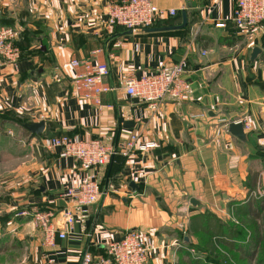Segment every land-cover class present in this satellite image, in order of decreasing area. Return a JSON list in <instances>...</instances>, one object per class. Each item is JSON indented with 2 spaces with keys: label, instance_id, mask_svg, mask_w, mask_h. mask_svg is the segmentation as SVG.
Returning <instances> with one entry per match:
<instances>
[{
  "label": "crops",
  "instance_id": "crops-1",
  "mask_svg": "<svg viewBox=\"0 0 264 264\" xmlns=\"http://www.w3.org/2000/svg\"><path fill=\"white\" fill-rule=\"evenodd\" d=\"M108 1L118 0H0V23L15 28L19 48L15 65L0 58L1 264H82L84 254L100 264L106 244L129 231L145 235L146 264H198L185 252L198 217L208 227L212 218L235 228L221 217L234 207L254 228L239 224L251 231L239 233L240 245L264 227V22L251 30L232 24L234 0H151L178 10L156 26L179 24L183 3L186 25L130 32L106 26ZM254 46L260 52L251 62ZM183 55L179 98L149 103L125 92L130 77ZM72 59L108 66L114 89L100 107L74 92L71 80L82 67ZM230 120L243 123L244 140L227 130ZM38 121L43 129L33 134L26 126ZM131 133L155 147L115 154L90 170L42 144L64 134L114 145ZM85 177L97 179L100 196L78 208L64 194ZM65 206L73 221L52 247L30 215L18 214L51 211L56 219Z\"/></svg>",
  "mask_w": 264,
  "mask_h": 264
},
{
  "label": "built area",
  "instance_id": "built-area-1",
  "mask_svg": "<svg viewBox=\"0 0 264 264\" xmlns=\"http://www.w3.org/2000/svg\"><path fill=\"white\" fill-rule=\"evenodd\" d=\"M185 9L183 3L180 9ZM105 24L109 29L115 27L136 32L152 27L161 19L177 14V9H164L154 5L151 0H121L107 2L104 7ZM231 22L240 28L251 30L260 27L264 22V0H234L230 18ZM216 27L224 23H216ZM16 30L13 26L0 23V58L15 65L19 58V48L15 44ZM203 51L202 54H205ZM72 67H82L72 77L74 92L81 99L91 101L100 107L103 95L114 88L105 78L109 68L105 63L92 62L90 59L70 61ZM186 70V57L183 55L178 61L165 63L152 73L139 77H130L124 90L128 95L137 96L149 103H156L164 99L179 98L185 88L183 75ZM43 147L49 150L58 148L62 157H72L83 170L96 169L106 165L115 154L127 156L134 151L146 153L155 147L153 140H139L131 133L121 142L107 145L99 138L79 139L69 135H50L42 138ZM65 197L75 207H85L97 202L100 189L97 179L85 177L76 185L69 187ZM73 209L62 207L55 219L53 212L35 210L19 211L20 215H30L33 223L42 233L43 244L52 247L56 239H63L67 226L73 221ZM143 233L129 231L121 239L106 244V256L99 259L100 264H146L148 252L151 249ZM91 257L84 254L82 264H90Z\"/></svg>",
  "mask_w": 264,
  "mask_h": 264
},
{
  "label": "rangeland",
  "instance_id": "rangeland-1",
  "mask_svg": "<svg viewBox=\"0 0 264 264\" xmlns=\"http://www.w3.org/2000/svg\"><path fill=\"white\" fill-rule=\"evenodd\" d=\"M120 1L121 0L108 1V2H120ZM104 15H105V12H104ZM105 21H106V16H105ZM154 26H156V25H154ZM221 217L225 220V222L229 221L227 225L235 227L236 231H238L239 224H241V223H244L247 226H250L251 227L250 229L254 230L253 226H251L252 224L244 221V219L239 217L238 212L234 207L231 208V213L229 214V216L223 215ZM208 218H209V216H208ZM199 220L205 221V222L204 223H201V222H194L193 223L192 233H193L194 243L192 244V248L190 247L185 252H187L191 255V259L194 258L196 260H199L203 264H207L206 258L208 255V251H205V250L210 249L209 254L215 255L216 252L221 253V254H223V256L227 257V259H228L227 261L229 262V264H235L232 257H237L239 255L234 251V245H237L239 243H244V241H246V239L240 240L238 235L235 236V235L231 234L230 232L227 233L224 230V227L226 224H224L223 226H216V222H215L216 220L215 219L209 218V220H210L209 224L211 227H208V228H205V224H206V216L205 215H203L201 218H199ZM217 228L219 230H217ZM239 230H240V233H242V234L245 233V235H247V237L249 236L248 232H251L250 230L242 229V228H239ZM256 231H260L258 234H260L259 236H262L263 232H264V227L262 226V227H260V229L258 228ZM207 241H209L208 243L211 245H210V247H208V249H206L207 245H205V247H204L205 249H203L202 245H204V243ZM260 245L261 246L256 251V255H255L256 260H258V258L264 253V242H262ZM1 263H3V259H0V264ZM241 263L242 264H256V263H254L253 260L251 262L242 261ZM209 264H216V262H210Z\"/></svg>",
  "mask_w": 264,
  "mask_h": 264
},
{
  "label": "trees",
  "instance_id": "trees-1",
  "mask_svg": "<svg viewBox=\"0 0 264 264\" xmlns=\"http://www.w3.org/2000/svg\"><path fill=\"white\" fill-rule=\"evenodd\" d=\"M167 19H169V18H167ZM161 21L165 22L167 20L166 19H161V20L157 21L155 23V25L159 24ZM199 218H201V217H198L196 222H201V223L205 222V221L199 220ZM205 228H208L207 224H205ZM224 230L227 233L230 232L231 234H233L235 236L239 235V233H240V231H236L235 228H230V227H227ZM208 242L209 241L205 242L204 245H202L203 249H205L204 248L205 245H207L206 249H208V247H210L211 244H209ZM262 242H264V232H263V235L261 237H259L257 235H254V236L252 235L250 237V240H248V243H246V244L234 245V251L239 255L237 257H232L234 262H235V264H242L241 263L242 261L251 262L253 260L254 254L256 253L257 249L261 246L260 244ZM209 250L210 249L205 250V251H208V255H207V258H206L207 264H209L210 262H216V264H229V262L227 261L228 260L227 257L223 256V254L216 252L215 255H211V254H209ZM195 261L198 264H203L199 260H195ZM189 262L191 263V261H189ZM256 264H264V253L258 258V260H256Z\"/></svg>",
  "mask_w": 264,
  "mask_h": 264
},
{
  "label": "water",
  "instance_id": "water-1",
  "mask_svg": "<svg viewBox=\"0 0 264 264\" xmlns=\"http://www.w3.org/2000/svg\"><path fill=\"white\" fill-rule=\"evenodd\" d=\"M180 15H181V22L179 24H176V25L152 26V27L144 28V29H142V31H145V32H158V31H168V30L179 29V28L185 26L186 23H187L186 11H185L184 8L180 10ZM259 52H260V48L257 47V46H254L251 49V53H250V61L251 62L256 58V56H257V54ZM43 124H44L43 121H38L36 123H32L30 125H27L26 127L31 133L39 134L42 131V129H43ZM227 130L231 134H233L235 137H237L238 139H241V140L245 139V134L243 132V123L241 121L230 120L227 123ZM190 203L195 205L198 202L194 198H191L190 199ZM185 240H187V238H185Z\"/></svg>",
  "mask_w": 264,
  "mask_h": 264
}]
</instances>
